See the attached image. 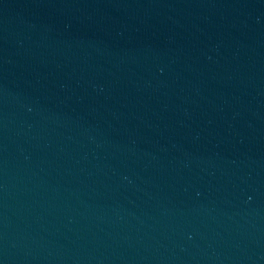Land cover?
Masks as SVG:
<instances>
[{
	"label": "water",
	"instance_id": "1",
	"mask_svg": "<svg viewBox=\"0 0 264 264\" xmlns=\"http://www.w3.org/2000/svg\"><path fill=\"white\" fill-rule=\"evenodd\" d=\"M0 264H264V0H0Z\"/></svg>",
	"mask_w": 264,
	"mask_h": 264
}]
</instances>
